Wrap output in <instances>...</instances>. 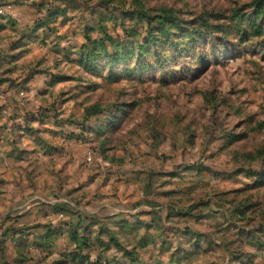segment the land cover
<instances>
[{"label": "rangeland", "instance_id": "1", "mask_svg": "<svg viewBox=\"0 0 264 264\" xmlns=\"http://www.w3.org/2000/svg\"><path fill=\"white\" fill-rule=\"evenodd\" d=\"M0 9V264H264V0Z\"/></svg>", "mask_w": 264, "mask_h": 264}, {"label": "built area", "instance_id": "2", "mask_svg": "<svg viewBox=\"0 0 264 264\" xmlns=\"http://www.w3.org/2000/svg\"><path fill=\"white\" fill-rule=\"evenodd\" d=\"M2 14V10L0 9V15Z\"/></svg>", "mask_w": 264, "mask_h": 264}]
</instances>
